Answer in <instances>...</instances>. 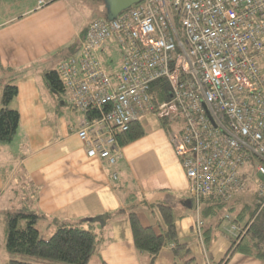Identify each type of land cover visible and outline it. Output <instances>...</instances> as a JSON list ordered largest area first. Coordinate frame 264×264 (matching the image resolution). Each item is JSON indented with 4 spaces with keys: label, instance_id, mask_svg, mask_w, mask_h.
Wrapping results in <instances>:
<instances>
[{
    "label": "built area",
    "instance_id": "obj_1",
    "mask_svg": "<svg viewBox=\"0 0 264 264\" xmlns=\"http://www.w3.org/2000/svg\"><path fill=\"white\" fill-rule=\"evenodd\" d=\"M106 47L120 51L116 71L98 57ZM263 57L264 0H145L111 23L92 20L78 65L58 70L67 101L86 115L77 136L88 158L114 163L117 137L152 113L179 123L170 142L193 198L229 200L252 184L264 207ZM160 77L168 99L151 92ZM223 221L237 239L243 226L230 214Z\"/></svg>",
    "mask_w": 264,
    "mask_h": 264
},
{
    "label": "crops",
    "instance_id": "obj_2",
    "mask_svg": "<svg viewBox=\"0 0 264 264\" xmlns=\"http://www.w3.org/2000/svg\"><path fill=\"white\" fill-rule=\"evenodd\" d=\"M39 1L0 0V95L5 84L14 82L18 92L12 105L19 113L14 137L0 143V216L8 205L26 202L42 215L45 236L56 222L82 225L93 217L100 240L91 264H149L150 256L135 249L129 218L135 212L143 227L159 235L165 228L158 207L163 204L171 207L183 248L173 251V243H166L153 264H263L229 251L232 236L223 221L204 216L199 199L192 201L170 142L178 124L166 121L167 127L165 120L144 113L138 121L142 136L124 144L117 137L118 149H111L114 163L87 157L77 136L86 115L49 87L45 77L58 70L63 55L80 48L84 36L71 29L64 0ZM70 33L75 43L66 37ZM105 55L110 57L98 51L100 60ZM250 189L254 193V185Z\"/></svg>",
    "mask_w": 264,
    "mask_h": 264
},
{
    "label": "trees",
    "instance_id": "obj_3",
    "mask_svg": "<svg viewBox=\"0 0 264 264\" xmlns=\"http://www.w3.org/2000/svg\"><path fill=\"white\" fill-rule=\"evenodd\" d=\"M86 29L87 26L82 32L84 38ZM45 77L49 87L54 91L57 93L65 91L59 70H52ZM158 81L152 83L151 87V92L155 96ZM160 84L164 98L168 99V84L164 83V80H161ZM17 92L16 84L9 82L5 84L0 95V143L3 144L12 140L19 125V113L12 105ZM143 134L139 123L134 122L127 132L119 135V140L121 144H124ZM199 202L202 204L203 215L208 218L223 221L224 214H228L224 213L220 216L221 218L219 217L218 213L227 203L222 198L202 195L199 197ZM158 207L165 227L159 235L152 228L143 227L135 212H132L129 218L135 249L146 252L150 256L149 264L154 263L159 251L168 242L173 243V251L183 248V244H180L176 237L175 218L171 207L163 204H159ZM7 208L5 214L3 213L4 263L49 264L56 261L66 264H89L93 254L99 248L97 246L100 237L91 226L93 217L83 219L82 225L56 222L53 232L45 236L39 226L42 215L36 213V210H33L28 203H21L20 206L10 204ZM230 215L234 222L243 226V231L237 239L232 238L229 251L255 257L264 264V207L256 198L252 208L244 204L234 215L231 212Z\"/></svg>",
    "mask_w": 264,
    "mask_h": 264
},
{
    "label": "rangeland",
    "instance_id": "obj_4",
    "mask_svg": "<svg viewBox=\"0 0 264 264\" xmlns=\"http://www.w3.org/2000/svg\"><path fill=\"white\" fill-rule=\"evenodd\" d=\"M64 3L67 5L68 9V15H69V22L72 27L77 32V35H82V30L84 27H86L92 20L94 19H105L106 11L108 9L106 0H64ZM66 37L74 41L73 34L66 35ZM75 43V41L73 42ZM64 54V53H63ZM79 56V50H76L75 52H71L67 54V56L63 55V61L68 60L70 57L78 58ZM120 51L118 49H114L113 53L110 55V57H106L105 59H102V65L105 69H115L120 61ZM262 61V68L264 67V59H261ZM61 62V63H62ZM264 72V71H263ZM60 97L66 98V91H62L57 93ZM175 124H178L177 122H173ZM167 127H170V124L166 122ZM254 203H256V197L254 193L252 192V189L246 193L242 194H235L233 198L225 204V206L220 210L218 213L220 216L224 213L234 215L244 204H248L249 207H253ZM232 209V210H229ZM230 211V212H229ZM6 211H4L5 214ZM249 214V211L247 212V215ZM211 218V217H210ZM209 218V219H210ZM240 224V223H239ZM226 223L222 222V226L224 227ZM244 225V224H242ZM4 222L2 216H0V235L3 234L4 229ZM2 244L5 245L4 239L0 242V264H7L3 262V256H4V247L1 246ZM92 262H90L91 264ZM49 264H66L63 262H49Z\"/></svg>",
    "mask_w": 264,
    "mask_h": 264
},
{
    "label": "bare ground",
    "instance_id": "obj_5",
    "mask_svg": "<svg viewBox=\"0 0 264 264\" xmlns=\"http://www.w3.org/2000/svg\"><path fill=\"white\" fill-rule=\"evenodd\" d=\"M142 2H145V0H140L139 2H137V3H134V4H132L131 6H129V7H127L126 9H124V10H122V11H120L116 16H114L113 18H108L106 15H105V19H99V20H101V21H103V22H106V23H111V22H113V21H115V20H117L119 17H121L122 15H124V14H127V13H130L132 10H135L136 9V7L140 4V3H142ZM95 20V19H94ZM89 25V24H88ZM111 45H112V43H111ZM103 50L104 51H106V52H111V49L110 48H108V47H106V48H103ZM69 59H71V60H75V58L74 57H70ZM101 62H102V60H101ZM75 63L77 64V61L75 60ZM259 63V62H258ZM78 65V64H77ZM260 65V64H259ZM261 67V66H260ZM262 71H263V69H262ZM181 75H182V70H181V68L179 67V68H177L172 74H171V76H170V78L168 79V80H171V79H173V78H177V77H181ZM263 75H264V72H263ZM161 78L162 77H160L159 78V81H158V84H157V89H156V96H157V98H158V100H164L165 98H164V96H163V94H162V92H161V87H160V81H161ZM66 98H67V96H66ZM77 108V107H76ZM78 109V108H77ZM134 123V122H133ZM132 123V124H133ZM131 124V125H132ZM131 125H130V127H131ZM262 126H263V128H264V123H262ZM130 129V128H129ZM127 132V131H126ZM125 133V132H124ZM121 135V134H120ZM172 135V134H171ZM185 148H186V150H187V152H188V154H191V148L188 146V145H185Z\"/></svg>",
    "mask_w": 264,
    "mask_h": 264
},
{
    "label": "water",
    "instance_id": "obj_6",
    "mask_svg": "<svg viewBox=\"0 0 264 264\" xmlns=\"http://www.w3.org/2000/svg\"><path fill=\"white\" fill-rule=\"evenodd\" d=\"M139 1L140 0H106L107 7H108L106 11V16L108 18H113L120 11L126 9L127 7ZM192 201L194 202V199H192Z\"/></svg>",
    "mask_w": 264,
    "mask_h": 264
}]
</instances>
